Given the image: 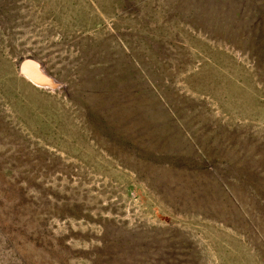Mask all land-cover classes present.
<instances>
[{
	"label": "rangeland",
	"instance_id": "1",
	"mask_svg": "<svg viewBox=\"0 0 264 264\" xmlns=\"http://www.w3.org/2000/svg\"><path fill=\"white\" fill-rule=\"evenodd\" d=\"M0 264H264V0H0Z\"/></svg>",
	"mask_w": 264,
	"mask_h": 264
},
{
	"label": "water",
	"instance_id": "2",
	"mask_svg": "<svg viewBox=\"0 0 264 264\" xmlns=\"http://www.w3.org/2000/svg\"><path fill=\"white\" fill-rule=\"evenodd\" d=\"M20 71L21 73L33 79L35 82H39V83L46 82L45 76L41 73L39 69V65L33 59L28 58L23 60V62L20 65Z\"/></svg>",
	"mask_w": 264,
	"mask_h": 264
}]
</instances>
